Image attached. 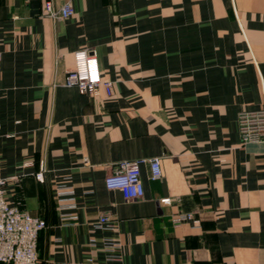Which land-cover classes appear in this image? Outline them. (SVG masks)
<instances>
[{
  "label": "crops",
  "instance_id": "crops-1",
  "mask_svg": "<svg viewBox=\"0 0 264 264\" xmlns=\"http://www.w3.org/2000/svg\"><path fill=\"white\" fill-rule=\"evenodd\" d=\"M46 1L0 0V175L46 220L38 264H264V141L238 126L264 102V0H51L74 7L59 19ZM80 49L112 96L65 85ZM152 157L143 197L106 187L119 161Z\"/></svg>",
  "mask_w": 264,
  "mask_h": 264
},
{
  "label": "built area",
  "instance_id": "built-area-1",
  "mask_svg": "<svg viewBox=\"0 0 264 264\" xmlns=\"http://www.w3.org/2000/svg\"><path fill=\"white\" fill-rule=\"evenodd\" d=\"M45 15L53 19L68 18L74 14V7L70 2L56 6L47 0L44 6ZM1 59V54H0ZM65 85L76 87L81 94L99 96L104 93L112 96L114 81L102 75L96 51L80 49L74 52V65L67 72ZM238 126L242 144L264 141V102L260 108L242 110L238 116ZM150 166V178L157 180L162 177L163 170L160 157L147 160H121L114 170L105 178V185L111 190H120L126 199H138L144 195V184L141 173V162ZM39 180H43V172L36 173ZM8 179L0 175V264H38V239L40 232L46 228V220L40 216L30 214L17 203L11 201L6 192ZM57 201L60 209H66L67 200L73 199L72 185L59 184L56 186ZM162 203H169L170 198L161 199ZM70 218L63 214V219ZM196 220L194 212H180L173 216L175 225ZM110 221V217L102 215L98 226L103 227ZM106 247L109 252L108 260H119L114 254L120 247L115 240H108Z\"/></svg>",
  "mask_w": 264,
  "mask_h": 264
}]
</instances>
